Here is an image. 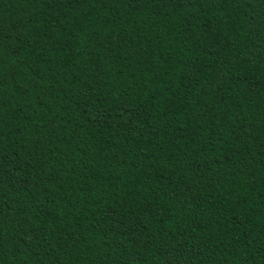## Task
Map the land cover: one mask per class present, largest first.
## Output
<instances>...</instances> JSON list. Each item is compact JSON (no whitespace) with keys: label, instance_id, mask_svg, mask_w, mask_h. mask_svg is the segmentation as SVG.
Instances as JSON below:
<instances>
[{"label":"trees","instance_id":"1","mask_svg":"<svg viewBox=\"0 0 264 264\" xmlns=\"http://www.w3.org/2000/svg\"><path fill=\"white\" fill-rule=\"evenodd\" d=\"M0 73V264H264V0H0Z\"/></svg>","mask_w":264,"mask_h":264},{"label":"snow or ice","instance_id":"2","mask_svg":"<svg viewBox=\"0 0 264 264\" xmlns=\"http://www.w3.org/2000/svg\"><path fill=\"white\" fill-rule=\"evenodd\" d=\"M245 2H247V0H245ZM255 53H252V55H254ZM7 83V77L6 76H3L2 73H0V90H2L3 88V85ZM0 103H2V99H0ZM11 163V162H9ZM4 167V163L3 162H0V169H3ZM0 179H2V177H0Z\"/></svg>","mask_w":264,"mask_h":264}]
</instances>
